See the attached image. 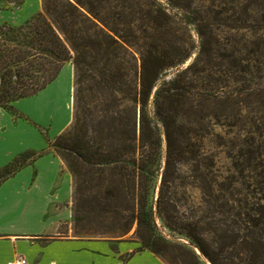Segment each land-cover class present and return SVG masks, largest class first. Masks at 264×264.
Wrapping results in <instances>:
<instances>
[{"label": "trees", "instance_id": "1", "mask_svg": "<svg viewBox=\"0 0 264 264\" xmlns=\"http://www.w3.org/2000/svg\"><path fill=\"white\" fill-rule=\"evenodd\" d=\"M197 1L41 0L0 25V107L22 117L13 103L71 62L72 122L49 146L72 177V236L264 264V0Z\"/></svg>", "mask_w": 264, "mask_h": 264}, {"label": "crops", "instance_id": "2", "mask_svg": "<svg viewBox=\"0 0 264 264\" xmlns=\"http://www.w3.org/2000/svg\"><path fill=\"white\" fill-rule=\"evenodd\" d=\"M70 70L71 66L68 68V71ZM62 73H65V64L57 77L44 89L33 96L22 98L29 102L41 101L43 108H39L38 112H48L45 120L39 119L40 113H30L22 108L19 101L21 99L16 100L13 106L22 117L2 108L10 111L16 118L11 120L0 112V139H17L19 125L33 128L40 138L37 148L22 145L1 167L24 151L42 152L32 163L23 166L0 184V264H10L17 257L24 258L26 264H166L149 250L131 249L125 241L78 238L68 233L60 236L56 232L63 223L67 224V232L71 231L72 178L68 171V176L58 179L60 158L54 157L51 152L43 151L46 146L51 148L50 142L30 118L44 123L61 111L58 102ZM47 159L57 164L51 170L53 174H50L45 166L44 161ZM24 173L27 174L21 178ZM48 181L45 191L41 184ZM14 182L19 185L13 186ZM55 182H58V185L54 187ZM39 188L41 191L38 194Z\"/></svg>", "mask_w": 264, "mask_h": 264}, {"label": "rangeland", "instance_id": "3", "mask_svg": "<svg viewBox=\"0 0 264 264\" xmlns=\"http://www.w3.org/2000/svg\"><path fill=\"white\" fill-rule=\"evenodd\" d=\"M197 3L207 4L206 0L197 1ZM41 9H42L41 0H0V25L1 24H9L12 26L22 25L26 21L31 19L34 15H36L38 12H40ZM190 32L192 34L194 41L198 42L199 38L194 28H192V26H190ZM70 66H71V70L68 71V68ZM62 75H63V78H62V83L60 85L61 90H60V95H59L60 101L58 102V107L60 108L61 111L57 114L55 113L54 117L50 118L48 121L44 123H41L39 120H34L30 118L27 114H25L35 123L37 127H39L40 131L42 132L44 137L49 142H52L56 138V136H58L63 131L68 129L72 122L73 67H72L71 62H67L65 64V73L64 74L62 73L61 76ZM19 101H21L20 105L22 106V108H24L30 113L38 112V109L42 107L41 101L39 102L38 100H33L29 102L28 100L26 101V99H21ZM0 112L6 114V117H8V119L10 118L11 120H16V118L13 116L12 113H10V111L4 110L0 107ZM38 113L41 114L40 117L38 116L40 120H45L48 117V112H43V113L38 112ZM18 127H19L18 134H16L17 139H14V140H5V138L0 139V167L3 164H5L7 161H9L12 155L16 151L21 149L22 145L30 146L33 148H37L39 146L40 138L37 132L33 128L31 127L26 128L21 125H19ZM43 151L45 153L51 152L54 157H57L54 154L53 150H51V148H49L48 146L44 147ZM59 161H60V169L58 172V179L60 180L62 177L68 176L67 175L68 169L63 164V162H61V160ZM218 162L221 164V166L225 165V160L222 157L218 158ZM44 163H45V166H47L50 174H53L51 173V170H53L57 164H55V162L52 161L51 159L45 160ZM26 174L27 173H24L21 176V178H24ZM50 178H52V176ZM48 184H49V181L45 182L44 184H41L42 189H45L46 191L45 187ZM18 185L19 184L17 182L13 183V186L15 187H17ZM57 185H58V182H55L54 187ZM40 191L41 190L39 188L37 191L38 194L40 193ZM192 194L196 195V192L193 191ZM72 199H73V190L71 192V198H70V201H71L70 210L72 206ZM60 207L62 206L60 205ZM66 226H67L66 223L61 224L56 229V232L59 233L60 236H64L67 233L69 235H72L71 231L67 232ZM55 237H59V236H55ZM120 240L125 241V243L127 242L126 244H128V246L131 249H135V250L140 249L139 243L134 241L131 235V232L128 233L123 238H121ZM123 255L125 256L126 254L124 253Z\"/></svg>", "mask_w": 264, "mask_h": 264}, {"label": "built area", "instance_id": "4", "mask_svg": "<svg viewBox=\"0 0 264 264\" xmlns=\"http://www.w3.org/2000/svg\"><path fill=\"white\" fill-rule=\"evenodd\" d=\"M10 264H26V260L22 257H17L12 263Z\"/></svg>", "mask_w": 264, "mask_h": 264}]
</instances>
